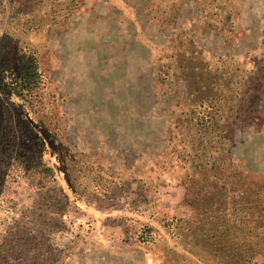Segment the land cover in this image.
Returning <instances> with one entry per match:
<instances>
[{
  "label": "rangeland",
  "instance_id": "obj_1",
  "mask_svg": "<svg viewBox=\"0 0 264 264\" xmlns=\"http://www.w3.org/2000/svg\"><path fill=\"white\" fill-rule=\"evenodd\" d=\"M263 38L264 0H0V105L18 104L0 114V264H231L180 229L196 216L184 115L217 106L201 110L225 136L207 153L264 190ZM31 63L39 87L11 96ZM47 161L59 186L64 168H109L111 195L40 188ZM260 213L247 222L262 234Z\"/></svg>",
  "mask_w": 264,
  "mask_h": 264
},
{
  "label": "trees",
  "instance_id": "obj_2",
  "mask_svg": "<svg viewBox=\"0 0 264 264\" xmlns=\"http://www.w3.org/2000/svg\"><path fill=\"white\" fill-rule=\"evenodd\" d=\"M262 44L264 48V38ZM255 68L258 71H264V57L259 62H255ZM12 77L13 80L8 86V93L22 100L27 96H31L40 85V73L36 63H31L23 75L12 74ZM260 84L262 85V83ZM202 90L207 92L205 88H202L195 91L192 90L190 94L197 99L196 94ZM201 103V109L192 106L184 115V124L193 133L190 144L194 159V169L196 170V173L194 175L191 174L188 178L191 183L188 188L186 187L188 197H190L187 200L196 216L194 221L189 222V227L183 225L180 229L193 233V228H195L194 232L197 234H195L194 238L206 242L207 246L221 261L232 262L231 264H258L256 262L257 257H262L264 260V231L261 234L251 229L247 219L254 221L256 218H252V215L257 213V211H260V214L264 213V195L262 194L264 190L260 188L261 190L255 192L244 182L242 183L240 177L243 171H239V168L219 160L213 152L212 154L207 153L212 147L219 146V142L225 136L224 134H219L221 133L219 131L220 127L216 119L211 118L210 115L205 117L201 112L204 108L212 112L216 109V114H220L218 107L214 105H212L214 107H204L205 102ZM9 106L18 107V104L2 103L0 105V114L3 113L5 115L7 110H9ZM20 117H23V112H19L18 120ZM20 120L19 122L22 123ZM36 124L47 128L43 120L37 121ZM6 130L10 131V128L6 127ZM29 130L28 126L19 128L22 139L24 137L27 138L26 133ZM33 136V153H28V155L34 157L36 153L40 152L41 147L34 134ZM46 140L59 142L53 132L47 135ZM43 149L47 150L46 147H43ZM20 151H24L23 148L20 147ZM215 151L218 152L217 150ZM49 165L50 163L47 161L44 166L43 164H38L31 169L32 174L41 175L40 181L37 182L40 188L44 185V179L46 178L54 182L56 186H59V173L54 167H49ZM218 165H224L229 170L228 175L224 176L223 170L218 169ZM195 170H193V173ZM64 173L67 182L58 188L67 197L68 201L71 198L69 196L70 192L82 189L91 193L93 185L96 186L101 194L111 195L107 184L113 183L110 178L114 174L109 168L97 167L91 170L88 167H75L72 171L69 168H64ZM73 174H75L76 179L73 181L69 180ZM197 175L199 177L196 179ZM254 206H258L260 210L254 208ZM144 232L151 233L152 231L150 228H145ZM141 240L142 242L148 241L144 236H141Z\"/></svg>",
  "mask_w": 264,
  "mask_h": 264
}]
</instances>
